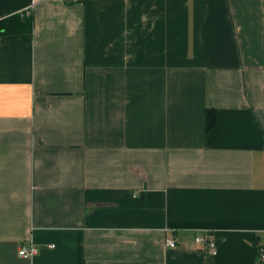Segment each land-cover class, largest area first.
Masks as SVG:
<instances>
[{
	"label": "crops",
	"instance_id": "obj_1",
	"mask_svg": "<svg viewBox=\"0 0 264 264\" xmlns=\"http://www.w3.org/2000/svg\"><path fill=\"white\" fill-rule=\"evenodd\" d=\"M13 14L33 26L0 36V264H264V0Z\"/></svg>",
	"mask_w": 264,
	"mask_h": 264
},
{
	"label": "trees",
	"instance_id": "obj_2",
	"mask_svg": "<svg viewBox=\"0 0 264 264\" xmlns=\"http://www.w3.org/2000/svg\"><path fill=\"white\" fill-rule=\"evenodd\" d=\"M84 2L86 0H77ZM33 18L24 14H13L0 19V36L9 34L31 33ZM216 124V110L207 108L205 113V130L209 132ZM258 249V248H256Z\"/></svg>",
	"mask_w": 264,
	"mask_h": 264
},
{
	"label": "built area",
	"instance_id": "obj_3",
	"mask_svg": "<svg viewBox=\"0 0 264 264\" xmlns=\"http://www.w3.org/2000/svg\"><path fill=\"white\" fill-rule=\"evenodd\" d=\"M195 241L204 245V248L207 252L212 254L216 253L214 243L211 239V236L205 231L202 235L195 237ZM167 247H174L175 243L173 240L166 241ZM19 256L24 258H30L37 253V248L34 245L27 246L26 244H21L17 250ZM259 257L262 263H264V247L262 246L259 251Z\"/></svg>",
	"mask_w": 264,
	"mask_h": 264
}]
</instances>
